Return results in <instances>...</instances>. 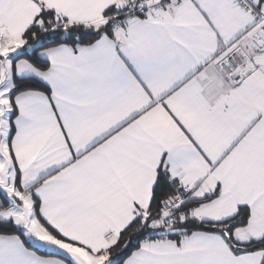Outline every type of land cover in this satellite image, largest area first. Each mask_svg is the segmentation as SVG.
Returning a JSON list of instances; mask_svg holds the SVG:
<instances>
[{"label": "snow or ice", "instance_id": "1", "mask_svg": "<svg viewBox=\"0 0 264 264\" xmlns=\"http://www.w3.org/2000/svg\"><path fill=\"white\" fill-rule=\"evenodd\" d=\"M0 264H264V0H0Z\"/></svg>", "mask_w": 264, "mask_h": 264}]
</instances>
